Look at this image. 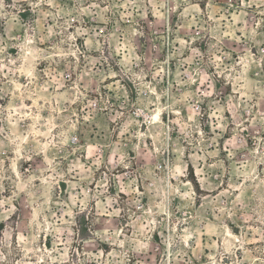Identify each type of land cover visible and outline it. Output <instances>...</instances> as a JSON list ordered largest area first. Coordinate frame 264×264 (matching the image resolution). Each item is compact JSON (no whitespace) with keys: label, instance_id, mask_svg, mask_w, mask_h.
<instances>
[{"label":"rangeland","instance_id":"374dc122","mask_svg":"<svg viewBox=\"0 0 264 264\" xmlns=\"http://www.w3.org/2000/svg\"><path fill=\"white\" fill-rule=\"evenodd\" d=\"M0 264H264V0H0Z\"/></svg>","mask_w":264,"mask_h":264}]
</instances>
